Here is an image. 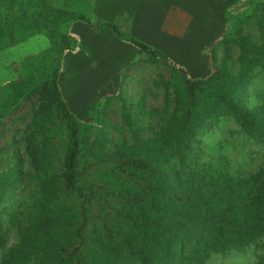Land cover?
Instances as JSON below:
<instances>
[{
	"label": "rangeland",
	"instance_id": "1",
	"mask_svg": "<svg viewBox=\"0 0 264 264\" xmlns=\"http://www.w3.org/2000/svg\"><path fill=\"white\" fill-rule=\"evenodd\" d=\"M42 1L55 14L79 13L91 24H58L70 40L57 83L78 128L80 185L101 184L121 193L124 187L110 165L90 164L100 158H142L168 177L169 189L177 184L173 194L186 196L183 206L189 207L184 259L166 258L163 264H264L259 214L264 197V16L259 8L264 0ZM33 13L28 0H0V259L36 215L76 214L78 206L75 197L61 192L65 126L43 91L55 44ZM102 23L114 24L190 76L217 82L215 90L204 86L199 92L205 117L201 125H190L186 144L175 146L176 133L168 137L166 130L173 99L185 98L177 73L94 27ZM243 45L250 52L240 53ZM153 176L135 179L150 186ZM45 183L51 194L42 193ZM131 188L141 196L147 192L143 185ZM159 198L146 193L133 206L172 203ZM96 199L90 218L102 206L120 207L116 197L108 204ZM207 213L222 216L224 224L214 228L213 221L201 219ZM94 228L92 221L87 236L98 252ZM32 260L27 264H40Z\"/></svg>",
	"mask_w": 264,
	"mask_h": 264
},
{
	"label": "trees",
	"instance_id": "2",
	"mask_svg": "<svg viewBox=\"0 0 264 264\" xmlns=\"http://www.w3.org/2000/svg\"><path fill=\"white\" fill-rule=\"evenodd\" d=\"M28 2L33 8V14L39 19L48 37L55 44L53 64L45 80L43 91L48 103L57 110L65 126L66 143L59 174L62 185L61 192L75 197L78 200V206H76V214L69 215L65 212L44 216L41 212L36 215L27 224V227L20 231L17 242L3 253L0 264H27L32 258V262L40 261V264H107L105 262L107 260H110L111 264H116V259L121 260L117 262L118 264H122L133 257L137 260V264H163L166 258L173 261L183 258L182 241L187 236L185 224L190 220L189 207L183 206L187 197L181 196L179 192L173 194L177 184L171 189L169 186H165L168 177L160 171L156 172L146 160L138 157L119 156L100 158L90 164L89 167L98 164L110 165L117 174L116 178L124 187L122 190L119 189L121 193L112 189L108 190L101 184L87 183L85 187L80 185V180L84 179V173L76 168L80 152L78 128L61 96L57 83L61 56L69 48L70 40L60 32L58 24L65 21L80 22L89 26L91 24L86 16L79 13L55 14L42 0H28ZM259 11L264 16V5L259 8ZM94 27L108 31L113 36L129 42L139 51L145 52L151 57L159 58L177 73L185 98L177 95L173 99L171 119L166 130L168 137L176 133L175 146L186 144L190 125H201L205 117L199 106L201 103L199 92L204 86L215 90L218 86L217 82L209 84L210 78L190 76L185 68L175 65L164 55L127 37L114 24L102 23ZM233 34L235 32L230 31V35ZM240 39L243 38L240 37ZM240 49L242 54L250 52L244 45ZM220 96H223L222 91L216 93V99L219 100ZM170 150L173 148L170 147ZM143 175H155L153 176L154 185L150 184L149 186L147 183L136 181L135 176ZM150 178L149 176L147 179ZM141 185L147 188V192L143 196H141L142 193L132 191L133 188L129 189L130 186L139 187ZM42 188V193L45 190L47 194H51L49 183L43 184ZM146 193L147 195H158L161 197L158 200L163 199L172 203L168 206L165 204L163 206H140L141 208L133 206V203L142 202ZM43 195L47 197L45 194ZM110 197H116L119 200V208L113 204L102 206L100 213L92 214L93 218L88 216L89 206L97 200L96 198L104 204H108L111 202ZM174 203L177 205L171 206L175 205ZM259 205L262 207L259 214L264 217V197L261 198ZM152 208L154 212H148ZM71 215L77 223L74 228H71V222H69ZM212 217L207 213L201 219L213 221L211 225L216 229L224 224L225 218L223 219L222 216ZM92 221L95 222L97 228H94L92 233L96 236L95 240L99 244L98 252L95 242L87 236ZM95 231L99 234H96ZM98 235L100 238L97 237ZM90 244L93 246L90 247Z\"/></svg>",
	"mask_w": 264,
	"mask_h": 264
}]
</instances>
